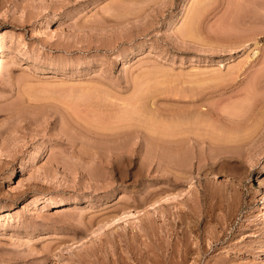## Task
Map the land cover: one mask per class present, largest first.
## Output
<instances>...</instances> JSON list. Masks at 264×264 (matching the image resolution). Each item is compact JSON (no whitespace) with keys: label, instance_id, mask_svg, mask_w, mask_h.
Returning <instances> with one entry per match:
<instances>
[{"label":"rangeland","instance_id":"rangeland-1","mask_svg":"<svg viewBox=\"0 0 264 264\" xmlns=\"http://www.w3.org/2000/svg\"><path fill=\"white\" fill-rule=\"evenodd\" d=\"M0 41V264H264V0H0Z\"/></svg>","mask_w":264,"mask_h":264},{"label":"bare ground","instance_id":"bare-ground-1","mask_svg":"<svg viewBox=\"0 0 264 264\" xmlns=\"http://www.w3.org/2000/svg\"><path fill=\"white\" fill-rule=\"evenodd\" d=\"M0 42H1V41H0ZM1 43H2V42H1ZM1 43H0V44H1ZM256 53H257V52H256ZM195 113H196V112H195ZM198 114H199V112H198ZM201 114H202V113H201ZM193 115H194V114H193ZM191 116H192V115H191ZM199 117H200V116H199ZM199 122H201V121H199ZM199 122H198V123H199ZM198 123H197V124H198ZM188 187L190 188V185H188ZM167 199H168V198L163 199L164 202H165ZM171 199H172V198H171ZM163 200H162V202H163ZM156 201H157V202H156ZM156 201H155L154 203H153V202H152V203H149L150 205H149V204H148V205H145L146 207L144 206V207H142V208H140V209H137V211H138V212H139V211H144V210H146V209H149L150 207L155 206V204L160 203V201H158V200H156ZM6 215H7V214H6ZM8 215H9V214H8ZM122 217H123V216H122ZM123 218H126V217H123ZM117 221H118V220H117ZM110 222H111V221H110ZM113 223H115V222L112 221V224H110V225H111V226L114 225ZM104 227H105V226H104ZM102 230H103V229H102ZM91 236H92V235H91ZM86 237H87V236H86ZM88 238H89V237H88ZM80 242L82 243V242H83V239H81Z\"/></svg>","mask_w":264,"mask_h":264}]
</instances>
